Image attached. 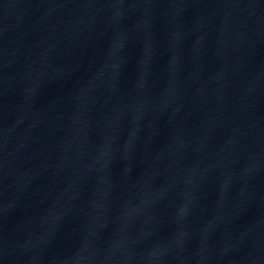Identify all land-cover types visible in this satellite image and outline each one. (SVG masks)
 Returning a JSON list of instances; mask_svg holds the SVG:
<instances>
[{
  "label": "water",
  "instance_id": "water-1",
  "mask_svg": "<svg viewBox=\"0 0 264 264\" xmlns=\"http://www.w3.org/2000/svg\"><path fill=\"white\" fill-rule=\"evenodd\" d=\"M0 264H264V0H0Z\"/></svg>",
  "mask_w": 264,
  "mask_h": 264
}]
</instances>
